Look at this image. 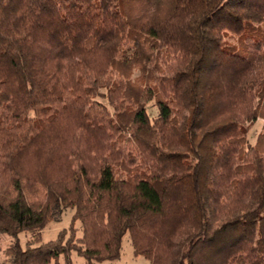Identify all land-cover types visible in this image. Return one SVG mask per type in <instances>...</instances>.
I'll return each mask as SVG.
<instances>
[{
  "label": "trees",
  "instance_id": "16d2710c",
  "mask_svg": "<svg viewBox=\"0 0 264 264\" xmlns=\"http://www.w3.org/2000/svg\"><path fill=\"white\" fill-rule=\"evenodd\" d=\"M258 119L264 0H0L5 264H264Z\"/></svg>",
  "mask_w": 264,
  "mask_h": 264
},
{
  "label": "rangeland",
  "instance_id": "374dc122",
  "mask_svg": "<svg viewBox=\"0 0 264 264\" xmlns=\"http://www.w3.org/2000/svg\"><path fill=\"white\" fill-rule=\"evenodd\" d=\"M238 34L234 33L231 30H227L225 36V42L228 44H236L238 42ZM139 71L136 70L134 75H138ZM147 110L152 119L158 116V109L154 104V101H151L147 105ZM33 116V113H31ZM264 130V120L258 119L257 122L251 127L249 130V141L251 143H255L256 137L260 131ZM74 213V209L67 208L63 211L61 218L58 220H53L47 224V226L42 231V239L43 242H48L50 240L55 239L59 232L64 229L68 228L72 222V216ZM76 227L80 226V223L76 221ZM80 228V227H79ZM80 231V230H79ZM80 233V232H79ZM22 244L29 239H31V234L23 232L20 234ZM12 239L7 236H2L0 238V264H5L7 256L5 255V249L11 244ZM71 259L73 264H87L85 258L80 256L77 252L73 251L71 254ZM51 264H67L65 256L62 254L58 257V260H53ZM96 264H151V262L146 259L142 255H136L134 253V247L131 241V237L129 234H126L123 238L122 242V252L121 257L115 261H104L101 263Z\"/></svg>",
  "mask_w": 264,
  "mask_h": 264
}]
</instances>
